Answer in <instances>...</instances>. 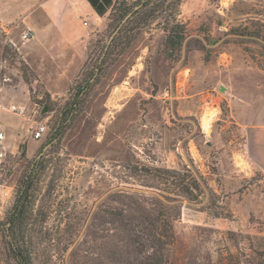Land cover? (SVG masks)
Listing matches in <instances>:
<instances>
[{"label":"rangeland","instance_id":"1","mask_svg":"<svg viewBox=\"0 0 264 264\" xmlns=\"http://www.w3.org/2000/svg\"><path fill=\"white\" fill-rule=\"evenodd\" d=\"M36 1L0 0L1 102L20 108L1 115L22 119L7 130L0 170V264H21L20 253L32 264H264V173L237 154L246 130L229 119L242 99L264 120V0H153L109 53L121 11L139 5L118 0L97 19L104 30L82 28L83 41L64 46L72 78L46 81L51 92L10 42L46 22L36 8L49 0ZM41 119L49 130L28 156L23 139ZM164 169L177 176L170 184ZM29 178L31 207L14 234ZM178 183L199 189L188 196ZM149 222L170 224L163 255L128 227Z\"/></svg>","mask_w":264,"mask_h":264},{"label":"crops","instance_id":"2","mask_svg":"<svg viewBox=\"0 0 264 264\" xmlns=\"http://www.w3.org/2000/svg\"><path fill=\"white\" fill-rule=\"evenodd\" d=\"M111 1L113 2L111 5L106 4L104 0H99L97 2L98 6L105 9L104 14L102 15L95 10L89 0H79V5L77 3L73 4L71 0H67L66 3H69L68 5L71 6V9L62 13L61 6L64 2L62 1V3L60 0H49L44 3L42 7L36 8L42 11L41 14L45 16L46 22L42 25L35 24L34 29L31 27L36 34L35 39H33L29 44L19 46L18 51L21 53L25 63L31 69L30 72L33 74L32 76L37 80V82L39 83L40 81H43L45 83L43 89L46 92H51V85L46 83V81L53 79L68 80L72 78L70 73L67 71V67L64 68L62 66L63 64H69L70 59L67 58L66 60H63L62 53L64 52V46L68 43L78 44V41H83L82 28L85 29L78 21L77 22L81 25V27L78 23H76L73 13L80 12L81 14L79 15L83 17L90 16L92 26L94 20H96L95 27L91 26V33L95 35L108 26L106 23L97 22V19H104L107 15L112 13L117 0ZM232 1L233 0H220V3L223 6L225 2L230 4ZM32 3L33 4L28 6L29 9H34L37 1L32 0ZM221 10L222 9H219L218 11ZM32 15L33 12L31 13V16ZM52 44L59 48L60 51H53L54 47H52ZM51 55H58L60 58L52 59ZM55 64L59 65L60 68L54 70L52 67ZM19 87L22 88V84H20ZM26 87L28 89L27 83ZM1 103L3 104V102ZM229 107V119L235 121L239 126H241L242 129H244V132L246 130L245 135H243V142L241 141V143L238 144L237 154L240 155L242 159L249 158L251 164L264 173V120H262V117L257 111L248 109V111L244 110L243 108L246 107L242 99L235 100L233 103L231 100ZM1 114L2 113L0 112V130L5 132L7 140V130L11 126V121L14 119V121L20 123L22 119L17 117L13 118L12 116L13 119L11 118L12 120H10L7 116H2ZM38 142L41 141L29 140V149L27 151L28 156L32 155L33 150L37 148ZM240 145L242 149H240ZM14 147H16V145Z\"/></svg>","mask_w":264,"mask_h":264},{"label":"trees","instance_id":"3","mask_svg":"<svg viewBox=\"0 0 264 264\" xmlns=\"http://www.w3.org/2000/svg\"><path fill=\"white\" fill-rule=\"evenodd\" d=\"M99 0H89V2L91 3V5L95 8V10L99 13V14H104L105 9H102L100 6L97 5V2ZM106 2V4L111 5L113 4V2L111 0H104ZM140 4L141 2L144 1L143 6L138 10L135 11L134 14L130 17V19L126 22V24L120 29V31L118 32L119 36L125 32L127 30V27L130 25V23L133 21V19L139 15H141L142 11L147 9V7H149L152 3L153 0H138ZM180 2V0H177ZM118 3V0L116 1L114 7H113V11H112V15L113 12L116 11L115 7ZM133 9L131 7H126L124 8L118 18V24L120 21H122ZM176 12V11H175ZM174 17H175V13H174ZM119 25H117L118 28ZM169 39L172 38L173 42H176V44L181 45V42L183 40V37L180 35H173V31L169 32ZM174 36V37H173ZM118 38H115V40L110 44L109 48V53L110 51L115 47L116 45V41ZM87 88V87H85ZM164 175L161 176L163 178V180L165 181V183L170 184L172 182V179H176V175L173 174L174 171L170 170V169H164ZM30 178L26 181H24L25 183V189L22 193V195L19 197L18 202L16 204L15 207V212L13 213V215L10 218V230L11 232H13L14 234H16L18 232V230L23 226V223L28 215V212L30 210L31 207V201H30V192L33 188L32 186V182H30ZM172 184H175L174 181ZM178 188H181V190H183V193L186 195H192L193 190H198L199 189V184L197 185H193V186H188V185H184V183H178L177 185ZM123 224H125L124 222H122ZM127 226V225H126ZM130 230H136L135 236L142 238L143 240H145V242H150L152 241V245H151V249H153L156 253L162 254V248L164 245L168 246L170 244V240L172 238V234H171V227L170 224L165 223V224H155L154 222H149L148 225H140L135 223L134 225H128ZM134 227V228H133ZM170 229V232H169ZM167 240L169 241L167 243ZM15 253L17 254V252L15 251ZM163 255V254H162ZM17 260H19V262L21 264H32L31 260L26 257L23 253H20L19 255L16 256ZM165 261V260H164ZM150 264H159V263H150ZM165 264V262H164Z\"/></svg>","mask_w":264,"mask_h":264},{"label":"built area","instance_id":"4","mask_svg":"<svg viewBox=\"0 0 264 264\" xmlns=\"http://www.w3.org/2000/svg\"><path fill=\"white\" fill-rule=\"evenodd\" d=\"M75 19L85 28V29H91L92 26V20L90 16L83 17L81 15H78L75 17ZM36 34L34 30L30 27H28L26 30H24L21 33L20 36V42L25 45L28 42L35 39ZM14 47L19 49V46L16 42L10 41ZM8 59L4 57V53H2V57L0 58V94L4 88V84L8 82L9 78L4 74L5 69L7 68ZM1 96V95H0ZM20 110L15 105H11L9 107L4 106L0 101V112L2 110H7L9 112H12L16 115H19V112L17 110ZM49 130L48 123L45 121V119H41L39 121L35 122L34 127H32L30 136L27 139H23V142H28L29 140H36V141H42L47 134ZM6 141V135L4 131L0 130V170L3 167L5 158L7 156V146L5 144Z\"/></svg>","mask_w":264,"mask_h":264},{"label":"water","instance_id":"5","mask_svg":"<svg viewBox=\"0 0 264 264\" xmlns=\"http://www.w3.org/2000/svg\"><path fill=\"white\" fill-rule=\"evenodd\" d=\"M144 4V1L141 2L139 5H137L123 20L122 22L119 24L118 28L116 29L115 34L112 36L109 45L107 47V49L109 48L111 41L114 39V37L116 36V34H118V32L120 31V29L126 24V22L130 19V17L134 14L135 11H138ZM48 112V107L45 106L43 111H42V115L46 114Z\"/></svg>","mask_w":264,"mask_h":264},{"label":"bare ground","instance_id":"6","mask_svg":"<svg viewBox=\"0 0 264 264\" xmlns=\"http://www.w3.org/2000/svg\"><path fill=\"white\" fill-rule=\"evenodd\" d=\"M210 118H211V116H210ZM206 124V123H205ZM207 125H209V124H207ZM207 125H206V127H207Z\"/></svg>","mask_w":264,"mask_h":264}]
</instances>
